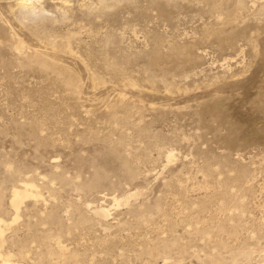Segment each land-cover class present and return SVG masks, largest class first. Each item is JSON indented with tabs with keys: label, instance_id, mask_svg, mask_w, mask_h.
I'll use <instances>...</instances> for the list:
<instances>
[{
	"label": "rangeland",
	"instance_id": "obj_1",
	"mask_svg": "<svg viewBox=\"0 0 264 264\" xmlns=\"http://www.w3.org/2000/svg\"><path fill=\"white\" fill-rule=\"evenodd\" d=\"M20 1L0 0L1 253L264 264V0H34L32 19Z\"/></svg>",
	"mask_w": 264,
	"mask_h": 264
},
{
	"label": "bare ground",
	"instance_id": "obj_2",
	"mask_svg": "<svg viewBox=\"0 0 264 264\" xmlns=\"http://www.w3.org/2000/svg\"><path fill=\"white\" fill-rule=\"evenodd\" d=\"M34 3H35L34 0H21L18 4H16V5H18V8L21 10V16H22L23 19H30L32 17V15L35 16V14H37L38 16L39 15H42V16H40L42 18L44 17L42 13L39 14L42 10H40L39 8H38V10H36L38 6H36L37 4H34ZM242 7H243L242 3L241 2H237V6H236L237 10L238 9H241ZM34 16L32 18H34ZM225 31H227V30H225ZM225 31H223V30L222 31H217V34L219 35L218 37H220V39H222L223 41H225L226 44H228V42L229 43L231 42V45H232L233 42H234V40H233V37L234 36L232 34H229L232 31H229L228 32V35H226V33H224ZM39 32H40L39 30H33L32 31L33 34H39ZM222 40H221V42H223ZM66 42L68 43V40L64 41V43L59 44V45H62L63 49L67 50V52H68L69 51L68 50L69 47H67L68 44ZM225 42H224V44H225ZM50 44L52 46L51 47V51L55 50L54 47L58 46V44H57V42L55 40H51V43ZM64 44H65V46H64ZM19 45L20 46H19L18 50L20 52V50L23 48V46H22V44H19ZM64 52H66V51H64ZM32 54L35 56V58H34L33 61H36L37 64L41 68H43L45 70L46 69L54 70L57 73L59 72V75L60 76H61L60 73H62L63 71H65V73L67 72L66 73V77L63 76V78H61V79L64 81V84L72 92H75L76 93L78 91V87L79 86L75 83L77 81L74 80V75L72 73H69L67 70H65L64 68H62V66H60V65H58L56 63H53V62H49L48 60H46V55H47L46 49H44V51L42 49H39V48L33 49ZM172 156L173 155L171 153H169L168 156H167L168 160ZM33 187H34V185L31 182H29V181L26 180V182H23L21 186L16 187V188H14L11 191L10 205H11V207L15 211L12 221H15L17 219V217H18V211H20L19 209L21 207V204L24 202V200L26 198H29V197L35 198V197H37V193L34 192ZM135 194H137V193L136 192H133V193L127 195L126 198H125V201H127V198H130V196L132 197ZM114 201L117 204H119V202H120V201H118V199L116 197H114ZM94 213H95L96 216L103 217V218H105V217H107V215H109L108 214V209H106L105 207L104 208L103 207L95 208ZM82 219H84V218H82ZM2 222H3V220L0 218V259H1V264H19V263H14L8 256H5L3 253H1V248H2V246L4 244V242H5V238H4V235H3V230L4 229L2 228ZM58 249H59L60 254L63 257L69 256V253H68L67 249H65L63 246L58 245ZM242 254L245 255L246 254L245 251Z\"/></svg>",
	"mask_w": 264,
	"mask_h": 264
}]
</instances>
